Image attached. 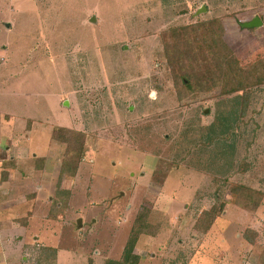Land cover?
<instances>
[{"label":"rangeland","instance_id":"1","mask_svg":"<svg viewBox=\"0 0 264 264\" xmlns=\"http://www.w3.org/2000/svg\"><path fill=\"white\" fill-rule=\"evenodd\" d=\"M260 3L0 0V110L13 117L4 136L14 134L0 145V184L19 185L13 235L28 226L20 256L4 264H52V250L54 264L118 260L135 223L148 226L139 264H264V47L222 17L237 23ZM239 87L250 95L243 116L241 92L227 94ZM54 127L86 136L74 177L60 174ZM28 134L39 157L17 163ZM235 185L257 201L233 196ZM214 204L210 230L197 232Z\"/></svg>","mask_w":264,"mask_h":264},{"label":"trees","instance_id":"2","mask_svg":"<svg viewBox=\"0 0 264 264\" xmlns=\"http://www.w3.org/2000/svg\"><path fill=\"white\" fill-rule=\"evenodd\" d=\"M190 28H191V26L187 27V28L184 27V28H181L180 31L181 30L187 31ZM191 29H193V28H191ZM177 30L178 29H176L174 31H177ZM203 49H207L208 52H211L209 47H203L201 50H203ZM225 49H226V47H225ZM187 53H188V51H187ZM181 54H183V53H181ZM193 56L194 55L191 54V57H193ZM223 62H222V60L220 61V64H219L220 69H222L221 67L223 65ZM203 67H204V70L203 71L201 70V73L203 75H206L209 71V69H208L209 67L207 66V64L203 65ZM194 68L197 71H199L198 70L199 67L196 66ZM180 75H181L182 84L188 88H191L192 87V84L190 81L191 76L189 75L188 71H186L184 68V71ZM203 75H201V76H203ZM234 92H241L240 95H237L235 97L234 101L240 107V110H241L240 116H243L245 114V111H246L248 104H249V99H250L249 92L246 91L243 87H239L238 89H234L227 94H231ZM1 120H5V121L8 120V116L7 115H4V116L0 115V122H1ZM217 120H218V121H216L217 123L214 124V126H217L216 127V131H217L216 134L218 136H220V139H224L227 136L228 131L230 130L229 129L230 126H229V124H227V120H224L222 118H219ZM51 138L54 141H58V142L65 145V151H64L63 158H62L60 174L63 175L65 173H69L70 177H74L76 170L78 168V164H79L81 157L83 155V146H84V143L86 140L85 134L82 132L67 129L64 127H54L51 131ZM214 138H215L214 136L208 137V141L212 142ZM239 191H241V193L244 194V198L249 203H251V202L255 203L258 199L257 196L259 195V193L257 191L251 190L250 188H247L244 186L235 185V187L232 190H230V193L233 196H235L237 193H239ZM249 203H248V205H249ZM215 205L216 204H214V206L210 210L203 212L198 217V219L196 220V222L194 224V229L197 232H199L201 234H205L210 230L215 218L217 217V215L219 213V210L216 209ZM248 205L245 207L243 206V207L245 209L249 210ZM147 227L148 226L145 224H142L141 227H137V224L135 223L134 226L132 227L131 231H130V234L128 236L125 247L123 249V253H122L121 258L118 260L107 259L104 261L103 264H139L140 263V257H139V255L134 253V250L136 248V244H137V241L139 239L138 237L145 233V229ZM243 237L245 240L248 241L249 244L252 245L255 243V239L257 237V234L254 231L247 230L244 232ZM45 251L50 252L49 249H46ZM51 252H52V255L50 254L51 257L45 256L44 259L45 260L48 259L50 261L52 260L51 262H52V264H54L55 263V255H53V250ZM261 261L264 262V250H263L262 255H261Z\"/></svg>","mask_w":264,"mask_h":264},{"label":"crops","instance_id":"3","mask_svg":"<svg viewBox=\"0 0 264 264\" xmlns=\"http://www.w3.org/2000/svg\"><path fill=\"white\" fill-rule=\"evenodd\" d=\"M260 7H258L257 10H252L246 12V13H241L242 18L241 19H237V23H233L234 21L236 22V19H231L230 17H225V14L222 15V17L224 19H228V23L226 22L224 24V26L229 25L230 27H234L237 28L238 31L237 32H241V30H243L242 32H246L248 33V37L250 39H254L257 42H259L263 47H264V3H260L259 4ZM200 9V8H199ZM255 11V12H254ZM228 16V15H226ZM221 17V18H222ZM238 17V16H237ZM258 18L261 21V25L259 27L256 28H245L243 27V24H246L248 22H250L251 20ZM232 20V22H230ZM250 31V32H249ZM231 46V45H230ZM4 114H10V113H6L3 112L2 110H0V115L3 116ZM13 123V117L8 118V120H1L0 122V145H2V141L4 140H8L9 142L12 141V137L14 134L9 133V135L6 137L4 136L5 134H7L5 132V128H7L9 126V124ZM32 130H34V126L32 127ZM27 133V132H26ZM29 139L27 140L28 143H25L28 147H24L23 149V155L25 156L24 158H17L16 162L17 163H21L22 161H26L28 159V156H31V161L32 160H37V158L39 156L36 155L35 151L33 152V150H31V148H33V146L30 144L31 140V136H29ZM10 138V139H9ZM26 141V142H27ZM14 145V144H13ZM11 148V147H10ZM9 145L6 147V150L9 151L10 150ZM37 149V148H36ZM36 164V163H35ZM41 167V166H40ZM37 168V167H36ZM38 172V171H37ZM36 176L40 177L39 173H35ZM38 177V178H39ZM22 178V177H21ZM21 178H18V180H14L15 182H19V180H21ZM12 179L9 178L8 181H11ZM7 182H4L3 184H0V195H5V194H9L11 193V196L8 197L7 200L2 201L4 203L1 202L0 204V212L3 213V217L5 219V223H1L0 222V264H4L5 262L7 263L10 259H16L17 257L20 256V248L22 247V245L25 242V234H27L28 232V226L25 227H17V229H21L24 230V236H21L19 233L21 232V230L18 233H15L13 235V232L16 228L14 227V224H12V220L13 218H15L14 216H12V213H15V211L17 209H20V207H17V203L14 201V194L18 195L19 193L17 192V187L19 186H10ZM22 185H26L27 187H31L32 183L29 182L28 177L27 178H23L21 181ZM7 190V193H6ZM21 194V193H20ZM3 199V197H2ZM24 202V201H23ZM1 217V215H0ZM198 244H205L203 242V239L200 238V241H198ZM23 259V258H22ZM10 264V263H9Z\"/></svg>","mask_w":264,"mask_h":264},{"label":"water","instance_id":"4","mask_svg":"<svg viewBox=\"0 0 264 264\" xmlns=\"http://www.w3.org/2000/svg\"><path fill=\"white\" fill-rule=\"evenodd\" d=\"M206 9L204 6L200 7V9L197 10V13H202L205 12ZM261 25V21L258 18H255L253 20H251L250 22L243 24V27L245 28H256L259 27ZM79 226H81V221H78Z\"/></svg>","mask_w":264,"mask_h":264}]
</instances>
